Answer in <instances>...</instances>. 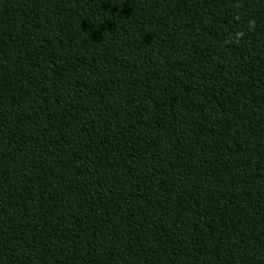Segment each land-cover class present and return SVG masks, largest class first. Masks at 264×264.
<instances>
[{"label":"trees","instance_id":"obj_1","mask_svg":"<svg viewBox=\"0 0 264 264\" xmlns=\"http://www.w3.org/2000/svg\"><path fill=\"white\" fill-rule=\"evenodd\" d=\"M0 264H264V0H0Z\"/></svg>","mask_w":264,"mask_h":264}]
</instances>
